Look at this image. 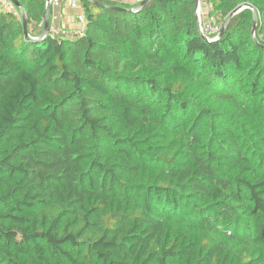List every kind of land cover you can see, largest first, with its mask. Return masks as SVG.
<instances>
[{"label":"trees","instance_id":"obj_1","mask_svg":"<svg viewBox=\"0 0 264 264\" xmlns=\"http://www.w3.org/2000/svg\"><path fill=\"white\" fill-rule=\"evenodd\" d=\"M76 1L0 8V264H264V0Z\"/></svg>","mask_w":264,"mask_h":264},{"label":"water","instance_id":"obj_2","mask_svg":"<svg viewBox=\"0 0 264 264\" xmlns=\"http://www.w3.org/2000/svg\"><path fill=\"white\" fill-rule=\"evenodd\" d=\"M11 1L13 3H15L17 6H19L20 8H22V10H23L22 20H23L24 34H25L26 37L31 38V39L33 38V39H36V40H40V39L45 38L49 34V30H50V27H51V20L49 19V15H50V8H51V4H52L51 1L52 0H48L47 1L48 3H47V6H46V14H45V18H44L45 19L44 28H43L42 32L40 33V35H38V36H30V34H29V27H28V25H29V20L30 19L28 17V14H27L26 10L24 9L23 5L18 0H11ZM149 1L150 0H142L139 4H137L135 7H133L132 9H130V11H132V10L133 11H136V10L144 7L145 5H147L149 3ZM197 5L198 6H197V9H196V15H197L198 24H199V30L201 31L203 37L205 39H207L208 41H210V38L207 35V32L202 29V26H201V23H200L201 22L200 21V18H199L200 17V15H199L200 0H197ZM250 7H251V9L253 10V13H254L253 32H254V36H255V28H256V24H257V16H258V13L256 12L254 6H252V5H240V6L236 7L230 13L231 15H230L229 19L222 26L221 32L217 36V38L220 37L223 34V32H224L227 24L229 23V21L231 20V18L235 15V13H237V12H239V11L245 9V8H250ZM217 38H215V39H217Z\"/></svg>","mask_w":264,"mask_h":264},{"label":"built area","instance_id":"obj_3","mask_svg":"<svg viewBox=\"0 0 264 264\" xmlns=\"http://www.w3.org/2000/svg\"><path fill=\"white\" fill-rule=\"evenodd\" d=\"M69 1L73 7L81 8L78 1H76V0H69ZM0 8L5 10V11L12 12V13L18 15L19 17L23 13V11L22 10L19 11L17 9L16 5L13 4L10 0H0ZM77 18L79 20V24H81L80 27H77L74 29H69V28H67L66 25L64 26L62 24L53 25V26L51 25L49 34L51 36H58V37H66V36L83 37L84 31H85L84 24L86 23V18H84L83 14H81ZM209 26H215L214 31H216L218 33V30L220 29V25H215V23H214V24H209Z\"/></svg>","mask_w":264,"mask_h":264},{"label":"crops","instance_id":"obj_4","mask_svg":"<svg viewBox=\"0 0 264 264\" xmlns=\"http://www.w3.org/2000/svg\"><path fill=\"white\" fill-rule=\"evenodd\" d=\"M140 1L141 0H124V2H129L131 5L137 4ZM57 2V4H53V6H55L52 7L51 14L49 15L51 19V25L53 26L62 24L64 26L66 25L69 29L77 28V20L74 17V12L72 10L73 7L71 6L70 1H65L64 5H61L59 1ZM37 29L36 32H38Z\"/></svg>","mask_w":264,"mask_h":264},{"label":"rangeland","instance_id":"obj_5","mask_svg":"<svg viewBox=\"0 0 264 264\" xmlns=\"http://www.w3.org/2000/svg\"><path fill=\"white\" fill-rule=\"evenodd\" d=\"M52 7L53 4H57L58 0H52ZM56 1V2H55ZM139 1V0H138ZM142 1V0H141ZM72 6V5H71ZM73 7V6H72ZM75 8V7H74ZM79 11V10H78ZM199 15H200V23H201V26H202V29H206L207 31H209V33L211 34H217L216 31H214V27L215 26H209V24H214L215 25H220V16L219 15H214L213 13H211L210 11V6L207 2V0H200V5H199ZM42 27V26H41ZM39 27L37 29V31H39V29L41 28ZM36 31V30H35Z\"/></svg>","mask_w":264,"mask_h":264}]
</instances>
